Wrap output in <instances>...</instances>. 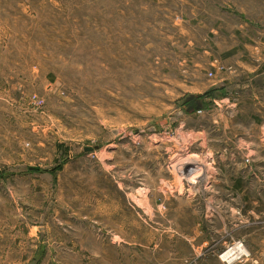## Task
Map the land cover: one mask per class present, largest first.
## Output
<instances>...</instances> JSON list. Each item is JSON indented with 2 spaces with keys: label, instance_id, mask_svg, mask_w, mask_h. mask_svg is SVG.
<instances>
[{
  "label": "rangeland",
  "instance_id": "374dc122",
  "mask_svg": "<svg viewBox=\"0 0 264 264\" xmlns=\"http://www.w3.org/2000/svg\"><path fill=\"white\" fill-rule=\"evenodd\" d=\"M263 57L264 0H0V264H261Z\"/></svg>",
  "mask_w": 264,
  "mask_h": 264
},
{
  "label": "crops",
  "instance_id": "0c3cea01",
  "mask_svg": "<svg viewBox=\"0 0 264 264\" xmlns=\"http://www.w3.org/2000/svg\"><path fill=\"white\" fill-rule=\"evenodd\" d=\"M263 59H264V57H263ZM187 151H188V149L186 148L185 152H187ZM179 155H181V154H179ZM186 160L187 159H185L184 156L181 155V156L178 157L177 161H178V163L180 165H183L185 168H189V169H187V174L193 172L199 166L197 168V170H200L201 175H204L203 178L200 179V181H199L200 182V184H199L200 188H203V187L209 185V183L211 182V177H212L210 175L211 168L208 165H206L205 163L203 164V167H204L203 169H201L200 165H198V166L197 165H193L189 161H188L187 164H183V162L184 163L187 162ZM262 215H264V212L259 213V215L257 216V219H261ZM258 231L261 232V237L260 238H261V240H263V244H262V247H260V250L264 251V227L259 228ZM240 240L245 241V239L244 240L240 239ZM233 241H229V242H225V243L221 242L220 245H218L217 242H213L212 237L210 236L209 240L206 238V242L203 243V245L207 246V248H208L206 253L202 254L200 251H197V249H195L196 250L195 251L196 252L195 255L192 258L185 257L183 264H229V263L225 262L224 260H222L219 257L217 252L223 250L224 248H226L227 245L232 244ZM248 245H249V243H248ZM248 245H247V247H248ZM202 250L203 249L201 248V251ZM259 261H260L261 264H264V261H261V260H259ZM234 264H250V262L249 261H247V262L246 261L245 262H236Z\"/></svg>",
  "mask_w": 264,
  "mask_h": 264
},
{
  "label": "built area",
  "instance_id": "2783aa9c",
  "mask_svg": "<svg viewBox=\"0 0 264 264\" xmlns=\"http://www.w3.org/2000/svg\"><path fill=\"white\" fill-rule=\"evenodd\" d=\"M218 61H215L214 66H217ZM210 76H214L213 72H210ZM203 110L200 109L198 110V112H202ZM240 250H244V253H241ZM233 253V257L231 254L229 253ZM227 255H230V257H226ZM219 257L224 260L225 262L229 263V264H234L238 261L244 262V260L249 261L248 257H250V255L247 253V250L244 248V242L243 241H235L232 244L227 245L226 248H224L223 250H221V252L219 253ZM246 257V258H245ZM251 260H256V259H251ZM258 264V260L255 261Z\"/></svg>",
  "mask_w": 264,
  "mask_h": 264
},
{
  "label": "water",
  "instance_id": "95a60500",
  "mask_svg": "<svg viewBox=\"0 0 264 264\" xmlns=\"http://www.w3.org/2000/svg\"><path fill=\"white\" fill-rule=\"evenodd\" d=\"M202 107H203V104L200 98H198L195 95H190L187 97L186 99V110L187 111L200 110Z\"/></svg>",
  "mask_w": 264,
  "mask_h": 264
},
{
  "label": "bare ground",
  "instance_id": "6f19581e",
  "mask_svg": "<svg viewBox=\"0 0 264 264\" xmlns=\"http://www.w3.org/2000/svg\"><path fill=\"white\" fill-rule=\"evenodd\" d=\"M179 154H181V153H176L175 157L178 158L179 156H181V155H179ZM182 156H184V154H183ZM176 161H177V160H176ZM240 252H241V253H244V250H240ZM229 254H231L232 257H233V255H234V254L231 253V252H230ZM226 257L228 258V257H230V255H227Z\"/></svg>",
  "mask_w": 264,
  "mask_h": 264
}]
</instances>
